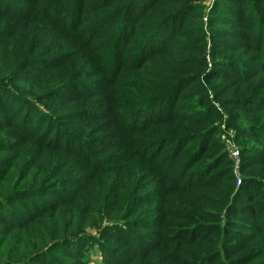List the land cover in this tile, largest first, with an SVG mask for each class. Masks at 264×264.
Segmentation results:
<instances>
[{"label": "rangeland", "instance_id": "1", "mask_svg": "<svg viewBox=\"0 0 264 264\" xmlns=\"http://www.w3.org/2000/svg\"><path fill=\"white\" fill-rule=\"evenodd\" d=\"M130 1L0 0V264H264V0Z\"/></svg>", "mask_w": 264, "mask_h": 264}, {"label": "trees", "instance_id": "2", "mask_svg": "<svg viewBox=\"0 0 264 264\" xmlns=\"http://www.w3.org/2000/svg\"><path fill=\"white\" fill-rule=\"evenodd\" d=\"M134 2H135L134 0H131L129 2L128 6H126V8L123 10L125 12V17L128 19V24L126 25V30H125L126 35L123 36V41H125L127 39V37L129 36L127 34L130 31L131 27L136 24L137 18H142L143 16H145L146 15L145 11L148 10L150 8V6H152L154 3H156L157 0H138V3L133 6ZM123 29L124 28L121 27L120 31H122ZM159 39L160 38L158 37V34H152L150 39L148 38L147 40L143 41L144 42L143 45L145 46V49L149 50V48L151 46H153L154 44H156L157 42L163 41V39H160V40ZM240 69H242V68H240ZM193 121H196V119H192L191 122H193ZM240 177L242 179V185L243 186L250 184L255 180V175L249 171L241 170ZM227 180H229V185L231 188L230 193H232V191L236 189L234 177L232 175H230V177ZM4 219H5V221L9 220V218L7 216ZM3 225L9 226L10 223H3ZM80 235L81 234H79L76 237L71 236V237H68L69 239H66L69 242V243H67L69 245V247H71L72 250L75 251L76 253H80L81 250H84L85 248H87V246H89V240L86 237H83V236L81 237ZM104 237L107 239V242H108V243L106 242L107 245H110V243H109L110 242V234H108V236H104ZM54 239H52V240H54ZM61 240H63V239H61ZM113 243L115 244L114 240H113ZM186 243H188V241ZM105 249L108 251V247ZM59 253L61 254V252H59ZM157 256H158V252L157 253H150V254L149 253L143 254V252H142V253H138L137 255H129V253L127 252V253H124V256H123L124 258L121 257L122 259H120L118 261L119 263H117V264H154L155 260H156L154 258H156ZM71 257L75 258V256H71ZM157 263L158 264H161V263L162 264H170L164 254L159 255V257L157 259Z\"/></svg>", "mask_w": 264, "mask_h": 264}]
</instances>
